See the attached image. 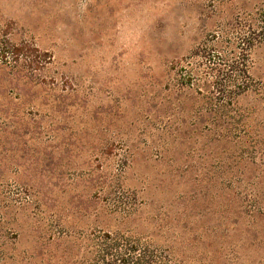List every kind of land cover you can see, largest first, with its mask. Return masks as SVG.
<instances>
[{"label":"rangeland","instance_id":"374dc122","mask_svg":"<svg viewBox=\"0 0 264 264\" xmlns=\"http://www.w3.org/2000/svg\"><path fill=\"white\" fill-rule=\"evenodd\" d=\"M262 8L0 0V38L36 61L29 74L0 64V264H79L99 230L174 264H264V42L228 106L181 80Z\"/></svg>","mask_w":264,"mask_h":264},{"label":"trees","instance_id":"16d2710c","mask_svg":"<svg viewBox=\"0 0 264 264\" xmlns=\"http://www.w3.org/2000/svg\"><path fill=\"white\" fill-rule=\"evenodd\" d=\"M257 16V28L237 33L235 45H228L223 36L215 37L213 45L203 50L200 64H187L181 69L182 85L199 89L202 83L214 107L228 106L248 92L252 83L247 74V56L253 43L264 42V8ZM35 62L28 46L0 38L1 65L23 68L19 70L29 74L35 70ZM122 213H126L124 209ZM88 249V258L79 264H174L166 249L127 233L96 231L88 240Z\"/></svg>","mask_w":264,"mask_h":264}]
</instances>
